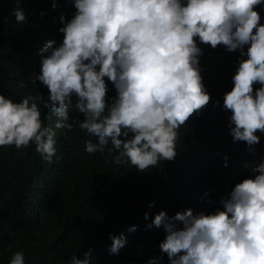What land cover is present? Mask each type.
Segmentation results:
<instances>
[{"label": "clouds", "instance_id": "obj_1", "mask_svg": "<svg viewBox=\"0 0 264 264\" xmlns=\"http://www.w3.org/2000/svg\"><path fill=\"white\" fill-rule=\"evenodd\" d=\"M72 3V18L60 17L62 43L48 40L41 49L36 80L47 87V100L30 95L17 103L0 94V147L20 150L34 144L36 153L51 162L56 130H73L68 121L74 106L84 117L79 127L96 138L86 141L88 154L108 149L111 156L114 149L117 165L130 163L139 172L174 160L178 129L210 102L197 38L213 49L223 45L247 57L239 61L223 108L232 114L234 142H246L250 149L260 143L256 133H264V24L255 9L264 0ZM13 15L17 23L26 22L19 7ZM105 77L117 90L111 104ZM256 84L260 87L254 89ZM41 105L56 117L54 127L44 125ZM250 171L252 178L237 183L221 201L223 210L205 214L187 209L171 218L160 211L154 216L147 227L164 228L159 247L170 264H264V161ZM109 236V254L118 255L126 236ZM83 256L73 255L71 264H90L91 250ZM9 264H25L24 253L15 252Z\"/></svg>", "mask_w": 264, "mask_h": 264}, {"label": "trees", "instance_id": "obj_2", "mask_svg": "<svg viewBox=\"0 0 264 264\" xmlns=\"http://www.w3.org/2000/svg\"><path fill=\"white\" fill-rule=\"evenodd\" d=\"M53 2L0 0V94L14 102L30 95L37 100L49 96L36 80L41 49L48 40L62 43L60 17L71 19L76 11L72 0H55L56 8ZM17 7L26 16L22 24L13 15ZM255 10L264 24V4ZM197 44L210 102L178 129L174 160H161L139 172L130 163L117 165L114 149L111 156L108 149L88 154L86 141L96 138L79 127L84 117L74 106L68 121L73 130H56L57 151L51 162L36 153L34 144L20 150L0 147V264H9L18 251L24 253L25 264H71L73 255L84 259L89 250L90 264H170L159 247L164 228L147 227L154 216L165 211L171 218L187 209L214 214L223 210L221 201L237 183L252 178L250 169L264 161V133H256L260 143L251 149L246 142H234L232 114L223 108L239 61L247 57L223 45L213 49L198 38ZM104 79L111 104L117 90ZM41 112L44 125L54 127L51 110L41 105ZM175 223L182 227L180 221ZM132 226L136 230L130 232ZM110 233L126 236L118 255L109 254Z\"/></svg>", "mask_w": 264, "mask_h": 264}]
</instances>
